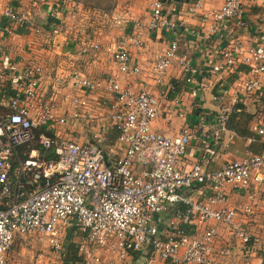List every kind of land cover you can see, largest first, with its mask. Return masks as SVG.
I'll return each mask as SVG.
<instances>
[{
    "label": "built area",
    "instance_id": "2783aa9c",
    "mask_svg": "<svg viewBox=\"0 0 264 264\" xmlns=\"http://www.w3.org/2000/svg\"><path fill=\"white\" fill-rule=\"evenodd\" d=\"M170 2L150 0L147 28L173 35L169 46L156 58L151 75L161 83L169 69L177 65L193 81L197 68L179 53L178 31L185 24L172 18ZM244 2L225 0L210 14L215 21L210 30L216 31L219 22L230 21L247 27ZM32 4L45 18L61 25L41 26L23 9L0 1V36L13 34L15 25H25L37 33L49 31L52 45L60 35L75 42L83 55L102 51L95 30L79 36H72L68 30L66 13L78 20L85 12L83 7L66 5L67 0H32ZM200 7L202 1L196 0L194 9ZM130 23L135 26L132 32L126 29ZM110 24L123 30L105 51L120 72H139V66L132 63L131 48L144 45L143 24L118 13L113 14ZM240 65L249 67L247 76L220 93L221 105L213 127L216 131L227 128L231 114L241 110L242 101L264 98V32L248 41L234 40L210 73L224 74ZM45 73L39 63L13 68L0 54V264H11L10 250L19 236H45L50 247L58 251L63 232L71 227L81 233L76 264H121L134 252L146 249L150 257L172 264H218L219 259L232 256L238 248L246 250V256L251 250L261 252L259 264H264V231L250 226L256 202L251 200L238 208L228 197L234 188L264 189V122L254 127L263 141L260 152L212 169L188 159L192 138L189 129L174 135L155 131L153 122L161 110L155 92L136 89L113 76L92 78L78 70L69 74L61 70L56 81L81 91L69 96L73 109H68L53 98L47 102L42 99ZM13 79L16 94L10 95L8 85ZM101 88L110 98L109 117L123 148L119 157L114 155V148L107 151L101 145L98 134L79 143L58 132L79 119L78 109H83L84 117L93 124L96 117L85 93ZM197 90L193 95L198 94ZM38 128L51 130V134L37 135ZM36 138L44 148H53L55 158H42L36 147L29 150L27 158L19 157L18 148ZM178 203L185 205V212L168 220L170 228L161 229V216ZM218 225L232 236L226 246L218 245ZM248 264L254 263L250 260Z\"/></svg>",
    "mask_w": 264,
    "mask_h": 264
},
{
    "label": "crops",
    "instance_id": "0c3cea01",
    "mask_svg": "<svg viewBox=\"0 0 264 264\" xmlns=\"http://www.w3.org/2000/svg\"><path fill=\"white\" fill-rule=\"evenodd\" d=\"M0 1L2 4L23 9L31 14L41 26L45 23L48 26L54 24L59 27L61 25L59 22L54 21L53 23V20L45 18L39 8L33 7L32 0ZM171 1L168 9L172 18L179 19L185 24L178 31L180 35L179 53L190 58L192 65L198 71L197 77L193 81H189L188 76L184 75L177 65L169 69L161 83H157L151 75V68L156 58L169 46L173 35L166 30H150L147 28L150 8L137 17L143 24L142 39L144 41L142 47L131 48L132 63L140 68L137 73L125 74L120 72L112 61L111 55L105 51L107 47L113 45L115 38L123 28L114 26L111 29H103L105 28V21L103 23L101 21L104 20L105 16H101L99 12L90 9H83V4L76 0H67L66 5L80 7L85 12L75 21L66 13L67 20L70 23L69 32L72 33V36H79L88 30H95V37L102 44V51L91 55H83L78 51L75 42L66 41L60 35L55 37L52 45L49 42V31L45 30L43 33H37L28 29L25 25H15L13 34L0 36V54L6 64L13 68L22 69L24 66L34 63L43 65L46 73L41 90L42 99L47 102L53 98L58 100L61 106L68 109H73V105L68 100L69 96L79 94L81 91L73 89L67 82L59 84L56 81L57 73L61 70L65 74L71 73L72 70H78L92 78L113 76L123 84L131 85L136 89L146 88L155 92L159 96L161 108L160 115L153 122L155 131L165 135H174L184 129H189L192 138L188 149V159L191 162L205 163L214 169L226 162L260 152L263 141L254 127L264 122V98L257 102L253 100L242 101L239 104L241 110L231 114L226 129L216 131L213 128L217 122L221 105L220 93L225 87L233 86L239 79L247 76L248 66L240 65L227 73L215 75L211 74L210 70L215 64L221 62L222 53L234 40L248 41L257 33L264 32V0H245L243 14L247 20V27H238L234 21L219 22L216 31L209 28L210 24L215 23L210 14L219 9L225 0H201L202 7L197 9H194L196 0ZM101 25L104 26L101 27ZM134 28V23H130L126 29L132 32L135 30ZM14 83V79L9 82L10 95L16 94ZM197 88L198 94L195 96L192 92ZM85 95L88 98L91 111L96 117L93 124H90L88 118L84 117L83 109H78L79 119L74 121L73 125L68 124L58 132L79 143L90 140L93 134H98L102 138L101 145L107 151L114 148L116 151L114 155L116 157L122 156L123 148L118 141V130L109 117L110 110L107 102L110 98L105 89L101 88L98 91L86 92ZM103 125L105 127H102ZM19 149L20 147L17 150L18 155L23 158ZM16 158L17 156H14L15 160ZM228 197L229 202L238 208L251 200L255 201L256 212L254 218H258L260 215L264 217V189L251 188L238 191L234 188L231 189ZM185 209V205L182 203L172 206L170 211L161 216V229L167 230V228H170L168 220L178 212H185ZM179 224L183 225V223ZM217 227L220 230L218 245L226 246L232 236L224 226L218 225ZM80 235L78 228H66L62 234V247L58 251L50 247L54 252L62 253L64 264L76 263L78 260L75 262L67 260L69 248L65 251L62 250L65 241L72 240L78 255ZM25 237L29 236H19L15 242ZM36 237L45 240L49 245L45 236L38 235ZM69 245L71 243L67 247ZM252 251H248L249 256L245 255L246 258L244 256L240 261H238L241 258L240 256L235 257L236 260L230 256L219 259L218 264H248L250 260L254 264H259L261 252L255 253L253 251L254 253H252ZM121 264L172 263L158 257H150L149 250L146 249L134 252L129 259Z\"/></svg>",
    "mask_w": 264,
    "mask_h": 264
},
{
    "label": "rangeland",
    "instance_id": "374dc122",
    "mask_svg": "<svg viewBox=\"0 0 264 264\" xmlns=\"http://www.w3.org/2000/svg\"><path fill=\"white\" fill-rule=\"evenodd\" d=\"M86 7H89L92 11L99 12L101 16H105L106 20L105 28L111 29V21L113 20V14H123L131 20L139 21L137 18L143 13L149 10V0H77ZM108 13V14H104ZM140 14V15H139ZM102 22V21H101ZM141 22V21H139ZM103 23V22H102ZM258 210V209H257ZM255 219V220H254ZM250 223L255 230L264 231V217L262 215L258 218H254ZM259 227H261L259 229ZM73 230V229H71ZM233 239L230 237L229 241ZM72 240L65 241L62 251L67 250V245L72 243ZM246 251V250H244ZM241 249H236V253L232 255L233 259L240 256V259L244 258L245 254ZM252 253H254L252 251ZM246 258V256H245ZM9 259L11 264H35L38 260L40 264H64V256L61 252H54L45 240H42L36 236H29L17 240L10 251ZM229 260V259H228ZM231 260V259H230ZM226 261V260H224ZM229 263V261H228ZM244 264V263H242Z\"/></svg>",
    "mask_w": 264,
    "mask_h": 264
},
{
    "label": "trees",
    "instance_id": "16d2710c",
    "mask_svg": "<svg viewBox=\"0 0 264 264\" xmlns=\"http://www.w3.org/2000/svg\"><path fill=\"white\" fill-rule=\"evenodd\" d=\"M77 1V0H76ZM84 9L88 10L90 9L89 7H86L85 5H83ZM91 10V9H90ZM104 14H108V13H104ZM247 71L249 70V67H247ZM246 69V68H245ZM39 132H47L49 134H51V130H43L42 128H38L37 130V135H39ZM38 148L41 152V156L42 158L46 159V160H50L55 158V152L53 150V148H44L40 143H39V139L36 138L35 140H33L31 143L29 144H24L20 147L19 152L20 154L23 156V158H27L28 156V152L31 148ZM184 208V207H182ZM68 256H67V260L70 261H76L77 259H79L78 255H77V249L74 246L73 243H71V245H69L68 247ZM78 261V260H77ZM72 264H76V263H72Z\"/></svg>",
    "mask_w": 264,
    "mask_h": 264
}]
</instances>
